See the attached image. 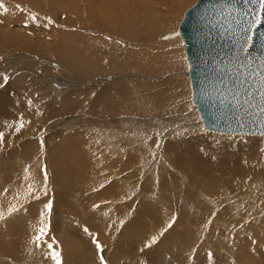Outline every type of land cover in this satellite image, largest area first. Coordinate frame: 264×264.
I'll return each mask as SVG.
<instances>
[{"label": "rangeland", "instance_id": "obj_1", "mask_svg": "<svg viewBox=\"0 0 264 264\" xmlns=\"http://www.w3.org/2000/svg\"><path fill=\"white\" fill-rule=\"evenodd\" d=\"M196 2L197 0H0V3L4 5L3 8H0V85H3L0 86V109L4 101H11L13 103V105L9 107L14 106L13 109L9 108L10 110L6 108L9 112L4 109L5 107L1 109L5 111L2 112L0 110L2 112H0V121L4 124L2 125L0 122V132H4V144L0 143L4 148L0 149V157L4 156L5 158L0 159V165L3 166L8 163L11 174L14 172L17 174V171L21 173H27L29 171L34 182L33 187L29 188V191L24 189V192L21 193L19 197L11 193L2 194L0 204L4 202L5 198L11 197L7 207L12 205L13 208L19 204L18 207L20 208L24 203L28 204L30 201H33V199L37 200V196L49 197L53 194L51 192L56 185L54 186V173L50 168V156L52 152H56V148L63 142V136L67 133L68 134L64 137L69 139L73 136L75 143H81L82 147L85 146L84 148L88 154H93L94 152L96 155L97 149V154H102L103 152V154L107 156L106 149L108 148V143L101 139L102 137L99 132L102 129L103 132L107 131V126L110 130L112 128L114 130L120 129L122 124L119 122L121 121H116V119L120 118L121 115L127 116V114H125V111L119 112V110L109 109L110 117L108 116L107 118V116L100 115L99 113L94 114V112L91 111V103H95L94 106L98 105V96L101 94L114 96L120 100L122 95V93H118L120 84L125 85L126 87H124L128 90L125 94V96L129 97L126 100V104L129 103L127 105L135 106L132 111L135 113H131V117H133L134 121L141 124L143 134L146 133V130L149 131L151 139L156 138L158 140V137L154 135L155 133L152 130V123H155L154 128L156 129L158 127L162 130L175 129L173 133L177 132L179 134V130H177L178 127L176 126L181 123L182 119L186 120L188 116H192L194 119V121L191 122H198L196 124L199 127L202 125V129L191 134L185 133V135L183 133L186 130L180 131V135L177 133L173 134V136L167 135V139H175V137L181 135L202 136L220 133L203 128L201 115L192 101V90L187 73L188 61L185 54L183 39L177 32L184 13ZM5 9H7V11H5ZM169 9L171 13L170 16L169 12H166V10L168 11ZM33 16L36 17L35 20L32 19ZM149 25L151 29L148 28ZM105 49L107 50V54L102 57V61L99 62V60L96 59V61L98 60L97 62L100 63V66L94 65L96 64L94 62L91 63L90 59L91 56L94 55V52L99 53ZM5 74L9 77L7 83L3 80V75ZM45 88H48L50 91V93H47L45 96L50 98V103L55 105L58 109H56L57 111L55 112H48V110L42 106L43 101L40 103L39 96L41 92H49L45 90ZM71 93L72 95L70 97L74 99L73 103H75V107H73L74 105H69V102H65L66 95ZM160 94H163L164 98L159 97ZM147 97L151 100V105L156 104V110L152 113L142 110L145 107L144 104ZM165 98L169 106L167 110H170L168 113L173 114L165 115L159 113L158 107L161 106L160 101L164 103ZM12 100H15V102ZM133 101L135 103H133ZM68 105L74 109L69 110L68 108L70 107H68ZM65 106L67 109L64 111L59 110H62ZM11 109L13 110L12 113L10 112ZM28 109L31 110V115ZM22 113H24L23 115L25 118H23ZM12 116L15 118L14 120H12ZM94 116L100 118V120L96 119ZM173 116L176 117V120L173 119ZM170 117H172L171 122L166 121L169 120ZM17 118H19L20 121L16 122ZM13 122L16 125H14ZM21 123L24 124L23 128H19ZM88 123L90 125H87ZM103 123H105V126ZM182 123L184 124L185 121H182ZM123 126L124 125H122V129L124 128L123 130L127 132L122 133L121 138L119 135L116 137V135L115 138H113L116 139L115 142H122L124 145L137 143L138 136H135L131 129H127ZM17 128H19V131H16ZM195 133L197 135H195ZM85 134L86 137H84ZM59 138L62 139L59 140ZM146 140H148V138H146ZM109 142H111V140H109ZM111 144L113 145V143ZM55 146L57 147L55 148ZM24 147H29L30 150L27 159L23 161L21 154ZM7 158L9 159L8 162H6ZM87 164V167H91L90 170L92 169L93 173L88 171V174H86L87 172L84 170L76 174L74 183L71 184L74 186L73 194L81 192L80 197H82L79 199L80 203H74L75 206L78 207L76 217L69 216L65 218V216H63V211L59 212L55 210L54 201L52 202L51 200H49V203L52 204L50 211L46 209L45 206L43 211H39L35 208L33 209L34 211L31 212L28 206L21 207L16 213L27 212L25 214H27L29 218L26 217L23 219V228L20 227L19 230L11 232V230L9 231L10 228L8 229V227L5 226L7 222L4 221L0 224V228L3 226V230L8 236V242L10 240L9 243L12 245L13 241L18 238L15 236H19L20 232L23 230L24 234L29 235V239H31L30 242H34L33 237L35 238L38 234L37 230L41 226H44L47 230V235L44 237L46 243L42 241L39 246L40 249L38 248V250H40L39 254L44 255L41 258V264H56V261L51 255L52 250L47 246L49 243L60 253L61 262L63 261V254L67 253L66 261L62 264H72L73 261L70 256L71 251L69 250L70 242L67 240L66 230L80 233V230H82L84 237L87 239H89V237L91 238L90 242L93 246V251L86 255L88 260L93 262L91 264H96L97 262L101 264V256L104 257V264H112V261H114L112 256L116 254L118 257L120 256L119 258L122 257V261H117V264H135L137 262L140 264H182L180 260H185V255L183 257L179 256L181 253H177L176 249L170 247L167 249V247L163 246V244L167 245L169 236L170 238L172 236L171 239L176 241L174 233H181L179 230L181 227L178 229L175 226V224L180 221L178 214L174 217L171 216L174 212L172 213L169 211V217L166 218L167 221L163 220L162 223L166 228L164 227L160 233L155 230V233L157 232L158 234L150 236L151 238L153 236L157 237L156 243L152 244V246H147L144 251H139V254L127 255L124 258L120 248L115 247L118 241V239L115 238L118 237L124 224H129L132 218L123 220V227L121 228L118 225L120 224L118 223L120 220L113 221L116 225L109 229L107 234L113 237L114 241L112 240L110 241L111 243L109 242L108 244L100 233L98 234L97 231H93L92 227L88 225H85L86 227L83 225V220H79L77 216L81 214V218L89 217L91 213L88 211L89 209L86 208L87 206L92 209L98 206L96 210L99 214L101 216H107L112 214L113 211L110 208H107L110 209L108 211H103V201H107V198L109 199L116 194H125L123 191H115V194L107 195V186H105V184L108 185L112 183L111 185H113L114 182H116L112 177L113 174L110 173L112 171L108 169L110 172L105 176L106 169L101 172L100 169L96 168V163L90 166V162L88 163L87 161ZM116 167L112 169L115 170ZM11 179L17 178L12 177ZM100 179L104 180L100 181ZM99 182L104 185L101 186ZM38 190L39 192L35 195ZM102 190L104 191L102 194H99V196L98 192ZM101 195L106 199L101 198ZM122 195L115 198H123ZM33 196H36V198H33ZM24 200L26 202H24ZM84 201H88V203ZM166 209L169 208H165V210ZM42 212L44 213L43 217L39 216V213L41 215ZM252 213L254 212L252 211L250 215H252ZM131 214L132 213H130V215ZM130 215H128V217H131ZM250 215L248 217H251V219L248 220L251 224H248L249 234L247 235L256 242L258 233H256L255 230L253 231V229L256 225L264 228V222L259 221V223L256 224L254 222H258V218ZM10 218L11 216H9V219ZM41 220H43V225L41 224ZM185 220L188 224L190 222L189 225L185 226L190 228L187 234H195L193 232L195 229L199 231V228L193 225V223H200V219ZM185 220L183 219L184 223L186 222ZM10 222L13 223L11 220ZM168 222L171 223V227H168ZM159 223L160 221L156 220V224ZM118 227L120 229H117ZM86 228L89 229L86 231ZM175 228L178 232L175 231ZM204 228H206V226ZM215 228H219V225H216ZM34 231L35 234L33 233ZM112 232L116 234L114 233L113 235ZM9 234L11 236H9ZM229 234H231V232H229ZM214 237H216V233ZM94 239L102 245V252L97 249ZM216 240L217 239H211L210 241ZM81 242H83V244L86 243V241L84 243L83 240ZM27 244L28 243L25 245L27 246ZM158 244H161L159 247L160 249H158L156 254H153L152 251L156 249L155 246L158 247ZM85 245L90 247V243H86ZM262 249L261 257H263V259L254 261V264H264V255L262 254L264 250ZM149 250L151 252H148ZM94 254L100 257L98 256L96 259V257L93 256ZM155 257L158 259L160 258V263H153L151 261L156 260ZM131 258H135V263L130 260ZM188 260L189 255L187 254V261Z\"/></svg>", "mask_w": 264, "mask_h": 264}, {"label": "bare ground", "instance_id": "obj_2", "mask_svg": "<svg viewBox=\"0 0 264 264\" xmlns=\"http://www.w3.org/2000/svg\"><path fill=\"white\" fill-rule=\"evenodd\" d=\"M166 12H169V16L171 15L170 9L168 11L166 10ZM148 28L151 29V26L149 25ZM105 54H107L106 49L100 51L99 53L94 52V55H92L90 59L91 63L94 62L96 63L94 65L100 66L99 62L102 61V57ZM96 59H98L99 62H97L98 60L96 61ZM124 86L125 85L120 84V90L118 91V93H122L120 100L114 96H106L101 94L98 96L97 100L99 106H94L95 103H91V111L94 112V114L99 113L100 115H105L107 118L110 115L109 109L119 110V112L125 111L127 116L121 115L120 118L117 117L118 119H116V121H121L119 123L124 125L127 129H131L134 132V135L138 136L137 143L124 145L122 142V144L117 141L115 142L116 139L113 138H115L116 135V137L119 135L121 138V134L127 131L123 130L124 128L122 129L121 124V128H115L116 130L113 128L110 130L107 126V131L103 132L102 129L99 132L100 136L102 137L101 139L108 143V148L106 149L107 156H105L103 152L102 154L99 153L100 155L97 154V149L95 155L94 152L93 154H88L84 148L85 146L82 147L81 143L76 144L73 136H71L69 139H66L64 136H66L68 134L67 133L63 136V139L59 138V140L62 139L63 142H61L58 147L55 146V148L57 147L56 152H52L50 156V168L54 173V186L56 185L51 192L53 194L49 197L37 196V200L33 199V201L28 203L29 205L26 203L23 205L21 204V207L28 206V208L31 209H28L30 212L34 211L33 209L35 208L39 211H43L44 206L49 203V200H51L52 202L54 201L55 210H58L59 212L63 211V216H65V218H68L69 216L76 217L78 207L75 206L74 203L79 202V199L82 197H80L81 192L73 194L74 186L71 184L74 183L76 174L81 173L84 170L87 172L86 174H88V171L92 172V169L90 170L91 167H87L88 161V163L90 162V166L91 164L96 163V168L100 169L101 172L102 170L104 171L106 169L105 176L110 171H112L110 173L113 174L112 177L116 182H114L113 185H111L112 183L108 185L105 184V186H107V195H113L115 194V191H123L125 194H116L109 199L107 198V201H103V211H108L111 209L113 211L112 214L101 216L96 210L98 206H96V208L93 207V209L87 206L86 208L89 209L88 211L91 213V215L87 218H81L82 215L79 214L77 218H79V220H83L82 223L84 226L88 225L92 227L93 231H97L98 234L100 233V235L107 241V244L113 240V237L107 234V231L116 225L113 221L120 220L121 222L119 221L118 223L121 225H118L121 228L123 227V220L132 218V221L129 224H124V227L121 228L118 237L115 238L118 239L115 247H119L123 252V258L127 255H135L141 250L144 251L147 247L146 245L150 241L149 239H151L150 236L158 234L160 231H162V229H164L165 226L162 222L163 220H166L167 217H169V211H171L172 213L174 212L171 216L174 217L176 214H178V217L180 218V221L176 223L175 226L178 229L181 227L179 229L181 233H174L176 241L171 239L172 236L171 238L170 236H167L168 243L167 245L163 244V246L167 247V249L168 247L176 249L177 253H181L179 256L183 257L185 255V260H180L182 264H254V261L263 259V257H261V249L263 248L262 250H264V228L257 225H254V229L252 228L253 231L255 230L256 233H258V242L250 239L251 237L249 238V235L247 234H249L248 224L250 223L248 219H251V217L248 216L252 211L254 212L252 215L258 218V222L254 223L257 224L259 221L264 222V136H238L236 134H223V132L217 133L219 131H215L217 134H206L202 136L181 135L182 137H175V139H171L169 137L170 139H167V135L173 136V134L177 133H173L175 129L162 130L159 127L156 129L154 128L155 123H152V130L155 133L154 135L158 137V140L156 138L151 139L149 131L146 130V133L143 134L141 124H139L137 121H134L133 117H131V113H135L132 112L135 106L127 105L129 103L126 104V100L129 97L125 96L128 90L125 88L126 86ZM45 90L49 91L48 88H45ZM47 93H50V91L41 92V95L39 96L40 103L43 101L42 106L47 109L48 112H55L58 109L55 107V105L50 103V98L45 96ZM71 95L72 93L66 95L65 102H69V105H74L73 107H75V103H73L74 99L70 97ZM159 97L164 98L163 94H160ZM12 101L15 102V100ZM150 101L151 100L149 97H147L144 104L145 107L143 106L144 108L142 110L152 113L154 110H156V104L151 105ZM133 103L135 102L133 101ZM2 104L3 105L1 106V109L5 107L4 109L7 110L9 108L13 109L14 107H9L13 105L11 101H4ZM160 104L161 106L158 107L159 113L165 115L173 114L168 113L170 110H167L169 106L166 98L164 103L160 101ZM69 105L68 107H70ZM73 107L68 109L72 110L74 109ZM4 109L3 111H5ZM12 109L10 111L11 113L13 112ZM65 109H67L66 106L62 110H59L64 111ZM30 111L31 110L28 112L31 115ZM23 114L24 113H22V115ZM23 118H25L24 115ZM95 118L100 120L98 117ZM14 119L15 118L12 116V120ZM173 119L176 120V117L173 116ZM171 120L172 117L166 121L171 122ZM17 121H20L19 118H17L16 122ZM182 121H185V123L183 124ZM182 121L176 126L178 127L177 130H179V134L177 133L178 135L181 134L180 131L182 132L186 130L183 133L185 135V133L191 134L202 129L201 124L200 127L196 124L198 122H191L194 121L192 116H188L186 120L182 119ZM103 124L105 126V123ZM2 125L4 124L2 123ZM14 125L16 124L14 123ZM87 125L90 124L88 123ZM209 131L214 132L213 130ZM195 135L197 134L195 133ZM84 137H86V134ZM146 138H148V140H146ZM109 140H111V142H109ZM111 143H113V145ZM1 144L0 149H3L4 146H1ZM29 150V147H24L21 154L23 161L27 159ZM99 157H101L102 160ZM2 158H4V156L0 157V159ZM8 161L9 159L7 158L6 162ZM113 167H116L115 170L112 169ZM12 177L17 179H11ZM109 177L111 178L110 175ZM103 180L104 179H100V181ZM33 185L34 182L29 171L27 173H21L20 171H17V174L15 172L11 174L8 163L7 165L0 167V201L1 195L4 193H11L19 197L20 194L24 192V189L28 190L29 188L33 187ZM100 185L103 186L104 184L102 185L101 183ZM103 191L104 190L99 191L98 195L102 194ZM38 192L39 190L35 195H37ZM119 195H122L123 198H115ZM34 197L36 198V196H33V198ZM10 198H5L4 202L0 204V214L3 216V218L0 219V224L4 221L7 222V224L4 223L5 226H7L8 229L10 228L9 231L11 230V232H14L22 227V223L24 222L23 219L28 215L25 214L27 212H23V214L16 213V211H11L12 205L7 207ZM101 198L105 197L101 195ZM24 202L26 201L24 200ZM86 203H88V201ZM18 206L19 204L15 208L20 210L21 207L19 208ZM165 208H169L171 210H165ZM130 213L132 214L130 215ZM128 215L131 217H128ZM9 216H11L10 219ZM39 216H41L40 213ZM183 219H200V223H193V225L199 228V231L195 229L193 231L195 234H192L191 232V234H187L190 228L185 226L189 225L190 222L188 224L185 220L186 222L184 223ZM10 220L13 223H11ZM156 220H159L160 223L156 224ZM216 225H219V228H215ZM205 226L206 228H204ZM120 228L118 227L117 229ZM3 229L4 228L2 226V228H0V264H41V258L44 255L39 254V246H37V244L33 241L30 242L31 239H29V235L24 234V230L21 231L22 233L20 232L19 236H15L18 238L15 239L11 245V243H9L10 240L8 242V236ZM155 230L158 233H155ZM6 231L8 232L7 229ZM80 231L81 233L66 230L67 240L70 242L69 250L71 251L70 256L73 261L72 264H91L93 262L88 260V257H86L88 253L90 254V252L93 251V246L90 242L91 238L89 237V239H87L83 236V231ZM175 231H177L176 228ZM229 232H231V234H229ZM33 233L35 234V231ZM114 233L112 232L113 235ZM215 233L216 237H214ZM11 235L9 234V236ZM211 239L217 240L210 241ZM82 240L84 243L85 241L86 243H90V247L85 245L86 243L83 244V242H81ZM26 243H28L27 246L25 245ZM160 245L161 244H158V247L155 246L156 249L152 251L153 254L158 252ZM148 252L151 251L149 250ZM187 254L189 255L188 261ZM262 254L264 255V253ZM93 256L97 259L99 255L94 254ZM116 256L117 254L112 256L113 260L115 261H112V264H117V261L120 262L122 258H119L120 256ZM62 258L63 261L61 264L66 261L67 253H64ZM135 258H131L130 260L134 262L136 261ZM136 259L138 260V257ZM155 259L156 260L151 261L153 263H160V258L158 259L155 257ZM135 264L140 263L137 262Z\"/></svg>", "mask_w": 264, "mask_h": 264}, {"label": "water", "instance_id": "obj_3", "mask_svg": "<svg viewBox=\"0 0 264 264\" xmlns=\"http://www.w3.org/2000/svg\"><path fill=\"white\" fill-rule=\"evenodd\" d=\"M261 0H197L178 26L188 61L192 101L205 129L236 135L264 136V127L247 121L241 127L223 83L239 60L264 58ZM255 21V23H250ZM231 99V97H228Z\"/></svg>", "mask_w": 264, "mask_h": 264}, {"label": "snow or ice", "instance_id": "obj_4", "mask_svg": "<svg viewBox=\"0 0 264 264\" xmlns=\"http://www.w3.org/2000/svg\"><path fill=\"white\" fill-rule=\"evenodd\" d=\"M4 5L0 3V8ZM7 11V9H5ZM260 11L264 13V0H261ZM33 20L36 19L35 16L32 17ZM260 20H264V15H262ZM250 23H255L252 21ZM3 80L5 83L8 82L9 77L5 74L3 75ZM223 83L227 88V94L225 95V100L227 101L226 107L230 106L237 123L243 127L245 121L252 124H259L264 127V58H261L258 63L250 61L245 57L243 60L238 59V63L234 67V71L228 73V79L224 80ZM3 86V85H0ZM231 97V99H228ZM24 124L21 123L19 128H23ZM17 128V131H19ZM4 133L0 132V143H3ZM159 147V145H158ZM46 209L49 211L52 208V204L49 203L45 205ZM19 209L13 207L11 211H18ZM11 214V213H10ZM44 216V213H41ZM3 216L0 214V219ZM174 222V221H173ZM43 225V220H41ZM168 227H171L169 223ZM87 231V229H85ZM38 234L34 238V242L37 246H40L41 242L44 241V237L47 235L46 227L41 226L37 230ZM157 237L153 236L146 246H151L156 243ZM46 243V241H44ZM96 247L101 252L103 251L102 245L94 239ZM51 249L52 258L56 261V264H61L60 253L56 251L52 244L47 245ZM101 264H104V257L101 256Z\"/></svg>", "mask_w": 264, "mask_h": 264}]
</instances>
